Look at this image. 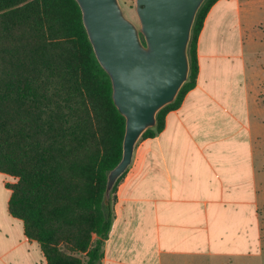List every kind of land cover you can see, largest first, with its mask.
<instances>
[{"label":"crops","instance_id":"crops-1","mask_svg":"<svg viewBox=\"0 0 264 264\" xmlns=\"http://www.w3.org/2000/svg\"><path fill=\"white\" fill-rule=\"evenodd\" d=\"M197 84L141 139L117 189L101 264H264V0H219L198 39ZM0 264H47L8 212Z\"/></svg>","mask_w":264,"mask_h":264},{"label":"trees","instance_id":"trees-1","mask_svg":"<svg viewBox=\"0 0 264 264\" xmlns=\"http://www.w3.org/2000/svg\"><path fill=\"white\" fill-rule=\"evenodd\" d=\"M219 0H206L192 29L188 80L141 139L163 131L196 87L198 39ZM126 119L100 65L76 0H0V173L15 179L9 214L47 264H101L125 172Z\"/></svg>","mask_w":264,"mask_h":264},{"label":"water","instance_id":"water-1","mask_svg":"<svg viewBox=\"0 0 264 264\" xmlns=\"http://www.w3.org/2000/svg\"><path fill=\"white\" fill-rule=\"evenodd\" d=\"M94 52L113 81L114 99L126 119L123 156L109 173L107 192L133 162L143 133L188 80V48L206 0H136L139 25L119 0H76Z\"/></svg>","mask_w":264,"mask_h":264},{"label":"rangeland","instance_id":"rangeland-1","mask_svg":"<svg viewBox=\"0 0 264 264\" xmlns=\"http://www.w3.org/2000/svg\"><path fill=\"white\" fill-rule=\"evenodd\" d=\"M119 1H120L121 6L123 7L127 17L129 19H131L135 24L139 25V19H138V16L136 14V0H119ZM10 181L11 182H9V183H16L17 179L11 177Z\"/></svg>","mask_w":264,"mask_h":264}]
</instances>
